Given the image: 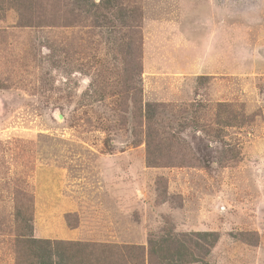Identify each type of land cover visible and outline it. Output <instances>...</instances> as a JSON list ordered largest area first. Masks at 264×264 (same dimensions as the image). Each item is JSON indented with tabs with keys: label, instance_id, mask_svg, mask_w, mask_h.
I'll list each match as a JSON object with an SVG mask.
<instances>
[{
	"label": "rangeland",
	"instance_id": "rangeland-1",
	"mask_svg": "<svg viewBox=\"0 0 264 264\" xmlns=\"http://www.w3.org/2000/svg\"><path fill=\"white\" fill-rule=\"evenodd\" d=\"M36 1L48 26L0 13V264L27 224L93 264L212 232L195 264H264V0ZM137 85L164 105L150 147Z\"/></svg>",
	"mask_w": 264,
	"mask_h": 264
},
{
	"label": "trees",
	"instance_id": "trees-1",
	"mask_svg": "<svg viewBox=\"0 0 264 264\" xmlns=\"http://www.w3.org/2000/svg\"><path fill=\"white\" fill-rule=\"evenodd\" d=\"M36 0H0V13L5 11V6L15 8L18 16L19 27H45L50 23V16H45V13H36ZM139 73V72H138ZM100 83V82H99ZM139 85V84H138ZM128 86V90L132 91V108L133 113L137 117H142L144 127H146V136L144 143L150 147L154 140V135L157 132L152 130V125L160 110L164 108L162 104L146 103L142 107L141 103V88L139 86ZM103 85H90V94L98 91H104ZM102 99V98H101ZM219 106H222L219 104ZM153 131V132H152ZM150 139L153 142H150ZM158 147V152L161 148L165 147L168 143L162 140L155 141ZM19 215H20V211ZM17 212V213H18ZM26 232L29 234L20 236V243L23 251L20 252L19 258L17 257L16 264H93L99 263L97 258H88L87 260L76 261L78 253L84 254L85 245L79 242L63 243L60 240L37 239L32 235L30 224L26 226ZM216 236L215 233H200L197 234L196 239L184 240V236L180 239L173 237L171 240L168 236L161 237L158 241H149L147 254L149 258L153 257L155 264H195L203 262V258L207 255L208 248L213 244L210 240L206 241V237ZM188 242V246L185 242ZM171 243V245H169ZM130 250V248H129ZM127 256V255H126ZM125 256L124 261L130 264V259ZM83 258V257H82ZM95 259V260H91ZM103 260V259H102Z\"/></svg>",
	"mask_w": 264,
	"mask_h": 264
},
{
	"label": "crops",
	"instance_id": "crops-1",
	"mask_svg": "<svg viewBox=\"0 0 264 264\" xmlns=\"http://www.w3.org/2000/svg\"><path fill=\"white\" fill-rule=\"evenodd\" d=\"M217 29H218V26H217ZM224 30V29H223ZM219 31V30H218ZM229 31V35L226 36V29H225V36L223 37V42L221 43V37H219L218 39H215L214 40V43L216 45V48L214 51H212L213 49L212 48H204L202 50V52H204V50L206 49L207 51H209V53L207 54H210V58L211 60H231L230 59V35H231V31L228 29ZM217 41V42H216Z\"/></svg>",
	"mask_w": 264,
	"mask_h": 264
}]
</instances>
